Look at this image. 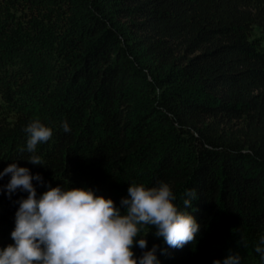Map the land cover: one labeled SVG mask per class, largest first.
<instances>
[{
  "label": "trees",
  "instance_id": "16d2710c",
  "mask_svg": "<svg viewBox=\"0 0 264 264\" xmlns=\"http://www.w3.org/2000/svg\"><path fill=\"white\" fill-rule=\"evenodd\" d=\"M36 119L53 132L44 167L27 161ZM11 163L42 176L37 197L91 188L119 207L129 185L163 182L184 210L195 190L194 244L146 236L160 264H264V0H0V172ZM9 180L0 249L28 195Z\"/></svg>",
  "mask_w": 264,
  "mask_h": 264
},
{
  "label": "clouds",
  "instance_id": "9594fccd",
  "mask_svg": "<svg viewBox=\"0 0 264 264\" xmlns=\"http://www.w3.org/2000/svg\"><path fill=\"white\" fill-rule=\"evenodd\" d=\"M62 129L71 131L67 122ZM23 130L28 135L26 150L33 153L27 161L43 166L35 152L38 144L50 140L52 129L36 119ZM9 174L4 186L9 198L17 190L28 195L16 201L19 207L11 232L14 243L0 249V264H160L157 253L166 254L167 249L155 243L149 248V232L167 248L182 249L194 244L200 231L189 212L195 190H186L184 210H179L168 184H131L117 207L111 198L98 196L91 188L50 187L37 197L32 181L43 184L40 174L33 175L16 163L4 168L0 178ZM134 245L141 250L139 257L134 255ZM255 252L264 260V236ZM213 264H240V257L229 254Z\"/></svg>",
  "mask_w": 264,
  "mask_h": 264
},
{
  "label": "rangeland",
  "instance_id": "374dc122",
  "mask_svg": "<svg viewBox=\"0 0 264 264\" xmlns=\"http://www.w3.org/2000/svg\"><path fill=\"white\" fill-rule=\"evenodd\" d=\"M15 31H16L17 33L12 35L13 38H12V41H11V43H10V44L12 45V47L16 46L17 43H18V42H21V41L23 40V38H24V36H23L24 34H22L23 31H19L18 29H15ZM3 246H4V245H3ZM3 246H2V247H3ZM4 247H5V246H4ZM4 247H3V248H4Z\"/></svg>",
  "mask_w": 264,
  "mask_h": 264
}]
</instances>
